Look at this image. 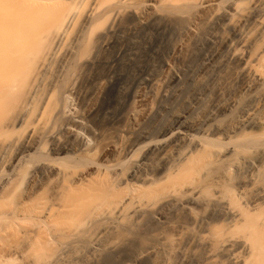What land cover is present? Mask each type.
I'll return each mask as SVG.
<instances>
[{
  "label": "bare ground",
  "instance_id": "1",
  "mask_svg": "<svg viewBox=\"0 0 264 264\" xmlns=\"http://www.w3.org/2000/svg\"><path fill=\"white\" fill-rule=\"evenodd\" d=\"M144 32L168 73L98 161L114 83L73 90ZM0 232V264H264V0H0Z\"/></svg>",
  "mask_w": 264,
  "mask_h": 264
},
{
  "label": "rangeland",
  "instance_id": "2",
  "mask_svg": "<svg viewBox=\"0 0 264 264\" xmlns=\"http://www.w3.org/2000/svg\"><path fill=\"white\" fill-rule=\"evenodd\" d=\"M144 33H140L138 35H125V37L129 39L126 38V40L121 39L119 41H114L111 46L106 49L105 53L99 52L97 54L98 61L101 62L103 58H106V60L104 61H108L107 64L103 62V64L99 65V68L95 67L91 70H88V73H85V75H83L78 80L73 90L71 96L73 112L84 113L87 105L90 104V102L95 101L99 97L100 89L114 83L112 99L110 100L109 104L105 106L100 115H98V117L96 118V120L100 123L99 128H97L95 123L92 121L86 123L88 130L87 132L85 131L86 136L92 138L94 134L98 135V132L102 134V139L98 146V151L96 152V155L94 157L98 161H100L103 156L109 152L107 145L115 143L119 144V139L125 138V131L128 127H130L131 123L129 112L133 106L135 96L144 95L146 100L151 101V90L157 83L163 81L164 77L168 73V64L172 60L171 58L173 55L171 52V47L174 43V40L172 41L173 43H171V45L169 44L170 47H168L169 45L161 44V41H157L156 38H154L153 35L149 32ZM119 64H121V67L123 66L122 73L127 77V79L125 80L117 78V71L120 70H118V67H120ZM194 102L195 101H192L191 99V104ZM179 108L180 107H178V109ZM166 116L167 122L169 121L168 123L170 125L175 126L176 120H174L175 118L173 113H168ZM89 132H91V134H89ZM191 207L193 208V211H198V209H196L195 207ZM13 208L10 207V209ZM180 213L181 212H179L177 216L180 217ZM177 216L176 214H174V216L172 214L168 215L169 226L173 225L175 227L177 225L176 228H179V223L177 224L175 222V218H178L181 221L183 216L181 215L182 217L180 218ZM152 221V223H150L149 221H145V224L143 222V224L140 225L143 226L139 228V232L141 234H144V231H148V229L153 225L154 229L157 220ZM158 224L159 221L156 226H158ZM173 226V230L170 227L169 230H175V234L178 233L179 229L173 228ZM177 230L178 232H176ZM11 231L13 232V230ZM19 232L20 230L18 231V233ZM15 233H17V231ZM171 233L174 234V232ZM11 235L12 234H10V236ZM7 236H4L3 238H5L6 240ZM174 237L178 238L179 236L176 235ZM24 238L26 237L24 236ZM24 238L22 239L20 233L17 237H14L13 235V237L7 238L6 242L7 244L10 243L11 245H13L14 243L15 246L13 245L14 247H12L15 250V247L17 245H21V242H24L26 240H24ZM5 240L3 243H6ZM9 241H13V243ZM17 241L19 242L16 243ZM5 248H8V245ZM17 248L18 246L16 247V249ZM28 257L29 260L32 259L31 256L28 255L26 256L27 259H22V262L26 263Z\"/></svg>",
  "mask_w": 264,
  "mask_h": 264
}]
</instances>
